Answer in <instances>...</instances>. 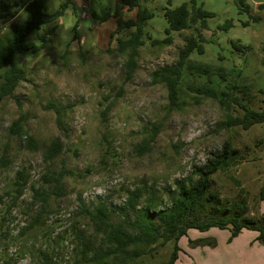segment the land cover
<instances>
[{
    "label": "rangeland",
    "instance_id": "obj_1",
    "mask_svg": "<svg viewBox=\"0 0 264 264\" xmlns=\"http://www.w3.org/2000/svg\"><path fill=\"white\" fill-rule=\"evenodd\" d=\"M31 1L0 0V15L6 16L0 20V36L11 25L31 18L20 8ZM42 1L44 12L52 14L66 0ZM188 2L140 0L141 10H148L152 18L143 45L134 54L124 51L119 41L130 39L135 29L114 34L119 18L137 19V9L119 8L121 0H72L62 18L42 28L41 35L48 38L45 43L38 33L31 35L30 40L44 48L17 55L26 80L12 98L0 103V197H4L0 221L4 214L7 221L0 225V264H46L38 256L42 251L52 254L53 264H71L78 245L76 229L89 236L96 232L81 213L80 197L89 208L99 201L120 206L127 198L126 189L147 185L157 192L155 210L159 211L167 201L166 190L173 191L176 180L203 166L226 143L232 145L237 159L213 177L211 190L230 206L237 200L245 202L248 217L259 214L256 199L264 188V124L247 131L227 129L231 114L242 115V111L233 105L229 110L197 90L220 94L233 85L232 96L250 100L257 110L264 107V0H244L242 6L235 0H197L214 16L207 19L202 34L205 54L195 53L189 62L220 71L200 77L184 70L179 107H175L162 75L178 64L185 38L196 33L194 29L173 32L171 42L165 43L169 27L165 13ZM6 5L13 6L5 9ZM105 13L113 16L105 22L94 17ZM229 22L232 26L224 27ZM53 105L59 107V114ZM19 119L35 139V150L11 133ZM155 129L158 136L144 150ZM53 141H59L63 150L50 161L45 154ZM23 168L29 186L20 202L9 208L12 200L5 193ZM60 174L62 196L53 192L51 181ZM33 188L45 190L49 197L40 223L22 237L20 233L42 210ZM170 246L152 263L167 260Z\"/></svg>",
    "mask_w": 264,
    "mask_h": 264
},
{
    "label": "trees",
    "instance_id": "obj_2",
    "mask_svg": "<svg viewBox=\"0 0 264 264\" xmlns=\"http://www.w3.org/2000/svg\"><path fill=\"white\" fill-rule=\"evenodd\" d=\"M176 9H166V20L168 29L166 30V39L164 42H171V33H179L194 29L195 35L185 38V47L180 52L178 64L175 67L165 69L162 75V82L168 88L169 98L172 105L179 107V82L184 70H189L192 74L200 77L214 75L220 69H214L208 64H193L190 58L193 54H205L203 46V31L207 30V19L214 16L197 5V0H187ZM242 6L244 0H235ZM72 5V0H66L60 8L52 14L44 12V3L42 0H33L21 5V10H25L31 16L29 20L22 24H13L8 32L0 36V103L14 96L19 85L26 80V72L17 62V55L23 52L37 53L44 46H38L30 40L31 35L36 32L38 37L45 43L48 38L41 35L44 26L56 23L62 18ZM13 5H6L5 9L12 8ZM128 8L130 11L138 10L135 21L124 22L118 19V28L114 34H118L125 29L134 28L132 37L128 40H120L122 49L129 50L132 54L143 45L144 30L147 21L152 18L148 10H141L140 0H121L120 9ZM7 11V10H5ZM113 15L105 13L103 16L94 17L105 22ZM119 17V10L114 14ZM6 16L0 15V20ZM232 26L229 22L224 27ZM77 30V26L75 27ZM52 29L46 35H52ZM236 47L237 44H234ZM132 56V55H131ZM211 82V81H210ZM235 87L228 86L226 91L218 94L211 89L197 90L202 95L217 99L221 105L227 106L231 110L232 105L242 111V115H234L228 118L225 123L227 129L240 127L247 131L256 125L264 124V107L258 110L253 108L251 101L239 96H232L230 91ZM261 92V91H260ZM264 94V92H261ZM246 101V102H245ZM264 103V102H263ZM53 108L59 114V107L53 105ZM13 135L26 142L30 150L37 148L35 139L24 130L23 120L19 119L13 123L10 128ZM159 131L155 129L150 139L142 147L147 150L149 144L155 140ZM63 146L59 141H53L48 147L45 158L54 161L62 152ZM237 159L236 151L232 149L230 143H226L220 153L213 154L211 159L207 160L201 167H195L192 173L180 180H176L175 189L166 190L168 198L161 210L156 211L158 195L152 187L140 185L130 190L126 189L127 198L124 204L120 206H110L108 201H99L92 208L87 207L82 198L81 213L86 215L93 226L95 234L88 235L83 229H76L74 238L78 245L74 250L73 262L71 264H153V260L161 257L162 251L171 247V252L167 260L159 264H176L179 259L181 248L179 242L183 237H187L190 230L207 232L212 228L221 230L229 229L231 238H236L243 230H253L259 233L258 242L264 245V215L247 216L245 202L237 200L231 206L228 200H225L216 191L211 190V182L217 173L227 171ZM64 176L60 174L52 178L53 192L62 196ZM29 178L26 169H20L17 172L13 183L5 193L12 200V206L20 202L22 196L29 186ZM34 190V199L41 200L42 210L33 219L32 223L23 229L20 236L33 229L42 219L45 211V204L49 195L45 190L39 188ZM4 197H0V204ZM258 206L264 202V188H262L256 199ZM118 216V219L115 217ZM0 225L6 223V214L3 215ZM192 247L209 245L214 247L215 242L211 241H190ZM40 258H44L46 264H53L52 254L49 251L38 253ZM4 264H11L5 262Z\"/></svg>",
    "mask_w": 264,
    "mask_h": 264
},
{
    "label": "crops",
    "instance_id": "obj_3",
    "mask_svg": "<svg viewBox=\"0 0 264 264\" xmlns=\"http://www.w3.org/2000/svg\"><path fill=\"white\" fill-rule=\"evenodd\" d=\"M259 214L264 215V202L259 205ZM258 236L256 231L243 230L230 240L229 229L190 230L188 236L179 242L181 251L176 264H264V245L258 242ZM199 240L215 242L216 245H190V241Z\"/></svg>",
    "mask_w": 264,
    "mask_h": 264
}]
</instances>
